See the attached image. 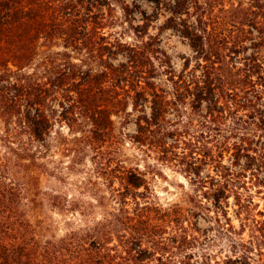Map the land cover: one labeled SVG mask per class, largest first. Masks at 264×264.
Wrapping results in <instances>:
<instances>
[{
    "label": "trees",
    "instance_id": "trees-1",
    "mask_svg": "<svg viewBox=\"0 0 264 264\" xmlns=\"http://www.w3.org/2000/svg\"><path fill=\"white\" fill-rule=\"evenodd\" d=\"M113 5L134 31L144 29L132 26L135 9L126 0H0V264H207L192 251L194 222L158 201L137 163L120 159L112 115L148 101L131 141L161 148L156 133L165 130L171 100L148 81L146 42L105 33L116 20ZM169 5L166 27L181 24L198 47L195 28L176 22L185 1ZM252 5L262 32L264 0ZM119 54L127 61L115 63ZM198 89L194 107L207 94ZM52 148L72 154L68 163L52 159ZM89 151L91 172L72 182L83 196L42 186L44 174L64 181L78 171ZM211 184L210 196L221 200L222 183ZM44 206L65 216L63 232L34 216Z\"/></svg>",
    "mask_w": 264,
    "mask_h": 264
},
{
    "label": "rangeland",
    "instance_id": "rangeland-1",
    "mask_svg": "<svg viewBox=\"0 0 264 264\" xmlns=\"http://www.w3.org/2000/svg\"><path fill=\"white\" fill-rule=\"evenodd\" d=\"M126 1L135 9L132 26L141 24L144 29L134 31L113 5L111 17L116 20L104 31L131 44L146 42L148 81L171 100V107L165 130L156 133L165 142L161 148L131 141L137 115L143 113L141 109L150 111L148 101L139 110L129 104L125 111L112 115L120 159L125 164L137 163L158 201L179 208L188 226L194 222L195 258L207 264H264V31L258 30L263 25L260 9L252 0H184L186 12L176 22L195 28L200 42L193 48L180 32L181 24L166 27L172 15L169 1L175 0L161 5ZM117 61L127 58L119 54ZM184 82L191 83L190 91ZM198 88L214 99L216 108L208 109L206 97L193 106L192 92ZM62 130L72 136L67 127ZM50 153L62 165L72 156L56 148ZM90 156L89 151L79 170L64 181L42 175V186L83 196L72 182L91 172ZM216 181L223 185V197L215 202L209 187ZM38 209H34L35 217L51 221L58 233L65 230L64 215L47 206Z\"/></svg>",
    "mask_w": 264,
    "mask_h": 264
}]
</instances>
